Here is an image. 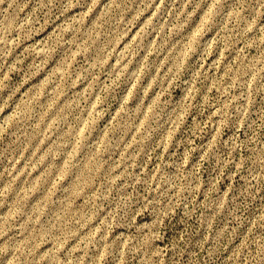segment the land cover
I'll use <instances>...</instances> for the list:
<instances>
[{
    "label": "clouds",
    "instance_id": "obj_1",
    "mask_svg": "<svg viewBox=\"0 0 264 264\" xmlns=\"http://www.w3.org/2000/svg\"><path fill=\"white\" fill-rule=\"evenodd\" d=\"M136 28L135 59L81 135L108 57ZM48 29L82 55L61 95L26 104L43 72L12 74ZM141 57L138 87L157 67L175 76L143 122L151 92L122 100ZM0 185V264H264V0H0Z\"/></svg>",
    "mask_w": 264,
    "mask_h": 264
},
{
    "label": "rangeland",
    "instance_id": "obj_2",
    "mask_svg": "<svg viewBox=\"0 0 264 264\" xmlns=\"http://www.w3.org/2000/svg\"><path fill=\"white\" fill-rule=\"evenodd\" d=\"M201 28L202 22H198L193 26L187 44L185 46V53L198 39ZM139 31L140 28H136L133 32H131L122 41V43L118 45L116 53L108 57V59L110 60L109 73L100 77V86L99 88L94 89L95 96L93 97L92 103L88 109V113L86 114L84 121L80 126L81 135L89 128V125L96 119L97 116L101 115L103 111L110 107V101L106 102L105 97L112 86L122 78L126 69L129 68L130 64L135 59L134 54L136 52V41L138 39L137 33ZM72 39H74V37H69V40ZM152 39L154 40L155 37L153 36ZM30 47L31 58L27 61L26 64H24V70H17L16 73L12 74L14 78L18 76L19 81H23L25 78L34 77L39 72H43V75H41L38 80H32L28 87L24 88L21 92V96H23L29 91V89H34L28 100L24 101V103L26 104L30 100L41 96L46 88H48L50 92H55L57 96L61 95L63 87V74L66 70L70 69L75 60L77 58H80L82 55L80 51L81 44H77L76 46L71 48L64 47V41L61 39V36L59 34H54L53 29H48L46 32L37 35L36 38L31 42ZM109 52H111V49L109 50ZM215 60L217 63H219V54H217ZM142 61L143 57H141L140 62H137L135 68L133 69V71L135 72V77L130 81H124L125 83H127V88L124 90L122 97V100H127L130 96L132 99H135L137 92L141 97H143L146 93L151 92V96L149 97L148 102L143 106L144 117L142 118L141 122H143V119H146L151 114L152 110L158 104H160L161 100L167 98L170 86L175 79V76L169 73V68H164L163 70H161L159 67H157V69L152 73V76L144 81L142 83V86L138 87L137 82L141 81L142 79ZM211 62V60L207 61V63ZM26 73H28V77H26ZM157 73H159V83L154 85V81H156L157 79ZM50 84L51 87L49 88ZM91 85L92 82L90 81L89 85H86V87H91ZM153 86H155V91H152ZM80 91L83 92V88L80 89ZM111 95L112 97H115L116 93L112 92ZM66 102L68 101H61L62 104ZM101 105H103V108H101ZM118 111L119 107L113 110L112 117H110V119L106 122L104 126L105 128H107V126L112 123V119L116 116ZM183 117L184 111L182 110L177 113L175 119L179 121L183 119ZM99 141L102 144L103 133H101ZM76 146L77 145L74 144L67 157L63 161H61L59 169L51 179L46 190L41 193V196L44 199H47L57 189L60 181L67 172L68 161L71 159L72 154L75 152ZM21 167H23V165H21ZM46 171V167H41L36 172V174L30 178L29 183L25 184L23 181L21 182L18 191H21L24 197H28L30 193L39 188L41 180L44 178ZM26 179L28 178L26 177ZM40 198V196L37 197V199ZM33 203H35V201H33Z\"/></svg>",
    "mask_w": 264,
    "mask_h": 264
}]
</instances>
